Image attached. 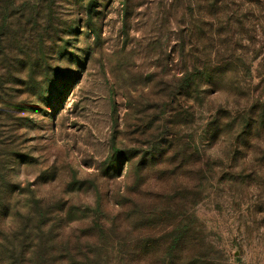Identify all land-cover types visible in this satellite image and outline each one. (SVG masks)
Returning <instances> with one entry per match:
<instances>
[{
    "label": "rangeland",
    "instance_id": "obj_1",
    "mask_svg": "<svg viewBox=\"0 0 264 264\" xmlns=\"http://www.w3.org/2000/svg\"><path fill=\"white\" fill-rule=\"evenodd\" d=\"M0 160L44 251L264 264V0H0Z\"/></svg>",
    "mask_w": 264,
    "mask_h": 264
},
{
    "label": "trees",
    "instance_id": "obj_2",
    "mask_svg": "<svg viewBox=\"0 0 264 264\" xmlns=\"http://www.w3.org/2000/svg\"><path fill=\"white\" fill-rule=\"evenodd\" d=\"M6 164L0 160V264H97L107 247L103 236L94 231L97 229L102 232L105 227L98 222L82 223L68 235L65 246L55 249L50 244L45 251L39 248V237L31 236L36 230L34 226L20 222L9 226L7 230L2 226V218L8 212V203L13 198L12 186L10 182L7 183L5 174ZM199 263L198 258L193 262Z\"/></svg>",
    "mask_w": 264,
    "mask_h": 264
}]
</instances>
